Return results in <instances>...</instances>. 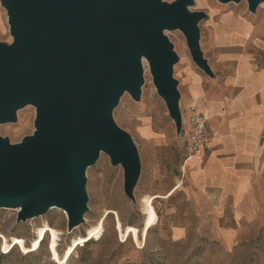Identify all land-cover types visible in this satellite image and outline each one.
I'll return each mask as SVG.
<instances>
[{
    "label": "rangeland",
    "instance_id": "1",
    "mask_svg": "<svg viewBox=\"0 0 264 264\" xmlns=\"http://www.w3.org/2000/svg\"><path fill=\"white\" fill-rule=\"evenodd\" d=\"M160 1L166 6L181 3ZM182 3L189 13L202 15L199 46L203 59L210 62L224 54L213 46L211 25L223 14L212 17V9L246 17L264 28V1L254 12L248 0ZM163 32L173 47V78L182 93L188 69L204 73L193 62L185 32ZM14 42L8 12L0 0V45L12 50ZM226 53L261 56L262 67L264 35L260 44L231 45ZM144 59L140 96L136 99L124 89L111 117L135 144L140 159L136 181L128 187L124 166L100 151L85 172L88 209L78 226L71 227L64 208L50 207L27 220L22 218V207L1 208L0 264H264V142L262 156L239 175L234 173L224 187L193 186L189 174L182 171L187 145ZM182 109V125L187 128L191 109L189 113L183 105ZM37 110L31 103L18 108L14 121L0 123V140L15 148L34 138ZM179 181L182 186L170 196Z\"/></svg>",
    "mask_w": 264,
    "mask_h": 264
},
{
    "label": "water",
    "instance_id": "2",
    "mask_svg": "<svg viewBox=\"0 0 264 264\" xmlns=\"http://www.w3.org/2000/svg\"><path fill=\"white\" fill-rule=\"evenodd\" d=\"M180 1L1 0L15 42L12 50L0 45V123L29 103L38 117L35 137L21 146L0 140V209L22 207L27 220L64 208L78 226L88 209L85 172L100 151L124 166L132 186L140 159L111 117L124 89L140 96L143 55L181 137L176 57L163 31H184L193 61L210 69L199 46L202 15L182 3L192 0ZM248 1L254 12L264 0Z\"/></svg>",
    "mask_w": 264,
    "mask_h": 264
},
{
    "label": "crops",
    "instance_id": "3",
    "mask_svg": "<svg viewBox=\"0 0 264 264\" xmlns=\"http://www.w3.org/2000/svg\"><path fill=\"white\" fill-rule=\"evenodd\" d=\"M219 13L223 14L220 20L211 24L215 32L213 46L222 48L224 54L221 53L214 62L206 60L210 73L199 67L204 74L214 79L206 81L204 74H198L195 68H190L185 72L187 84L183 92H179L177 87L182 117V105L188 113L189 108L196 106L207 119L210 149L187 155L182 168L185 175L189 174L193 186L204 189L224 187L234 173L239 175V171L246 170L255 157L262 156L264 142L262 57L248 54L232 57V54L226 53L231 45L260 44L264 35L263 25L255 26L248 18L223 13L220 8L212 9L210 15L214 17V14ZM140 63H146L143 56L140 57ZM188 128L189 125L183 127L180 138ZM240 179L236 181L240 182ZM180 183L170 196L179 190L176 188Z\"/></svg>",
    "mask_w": 264,
    "mask_h": 264
},
{
    "label": "built area",
    "instance_id": "4",
    "mask_svg": "<svg viewBox=\"0 0 264 264\" xmlns=\"http://www.w3.org/2000/svg\"><path fill=\"white\" fill-rule=\"evenodd\" d=\"M190 109L189 129L182 136V140L187 145V153L189 156L198 153L202 149L209 150L211 143L206 117L195 107H191Z\"/></svg>",
    "mask_w": 264,
    "mask_h": 264
},
{
    "label": "bare ground",
    "instance_id": "5",
    "mask_svg": "<svg viewBox=\"0 0 264 264\" xmlns=\"http://www.w3.org/2000/svg\"><path fill=\"white\" fill-rule=\"evenodd\" d=\"M196 108V106H194ZM185 115V114H184Z\"/></svg>",
    "mask_w": 264,
    "mask_h": 264
}]
</instances>
